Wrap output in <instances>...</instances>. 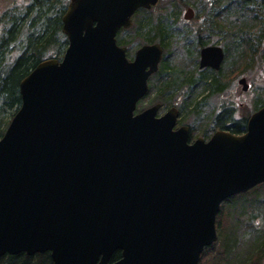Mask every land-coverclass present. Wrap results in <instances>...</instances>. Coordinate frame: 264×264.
<instances>
[{"label":"water","instance_id":"obj_1","mask_svg":"<svg viewBox=\"0 0 264 264\" xmlns=\"http://www.w3.org/2000/svg\"><path fill=\"white\" fill-rule=\"evenodd\" d=\"M157 1L69 2L63 58L20 82V107L0 139V257L198 264L217 240L221 204L264 184V108L240 136L218 131L192 143L187 127L174 130L175 108L135 114L162 51L143 46L129 62L115 37ZM192 17L187 9L183 19ZM222 60L220 48H205L199 68L218 70Z\"/></svg>","mask_w":264,"mask_h":264},{"label":"trees","instance_id":"obj_2","mask_svg":"<svg viewBox=\"0 0 264 264\" xmlns=\"http://www.w3.org/2000/svg\"><path fill=\"white\" fill-rule=\"evenodd\" d=\"M68 1L69 0H30L20 17H12V22H7L9 26L4 32V35L2 34L0 36V139L9 122L20 107V82L44 60H59L67 47V40L61 33V20ZM226 1L225 4L224 2L221 3V6L224 4V9H222L220 13H227L231 16V19H233L235 15L236 21L233 19V21L220 23L221 25L218 26V28H220L218 32L220 33L219 36L226 41V45H224L225 53L233 49L239 60L235 61L232 66H239L252 58L254 42L262 39L264 36V32H261L264 29V22H260L255 15L253 16L254 13H259L260 16H264V0H259L254 10L247 8L246 3H249V1ZM174 2L178 4V0L170 1V3ZM227 3L228 5H226ZM161 14V17L154 16L153 14L150 15V13L140 10L135 14V21L132 20L130 29L133 28L134 24L137 30L138 44H152L157 42L164 53H167L172 47L171 44H173V42L177 43L178 39H181L179 34L173 30L174 26H179L178 21H180V19L176 16H172L174 14ZM180 22L182 25L185 23L182 20ZM209 25L215 28L216 22L213 17H211ZM121 32L126 31L123 30ZM121 32L117 36V42L123 45V40L119 38ZM256 33L258 34L253 36ZM63 38L64 41H61ZM193 38H196L197 47H195V55L189 54V57L192 59L194 71L188 74L183 72L171 73V75H169L171 77L169 78L170 80H167L162 90H160V99H162L164 93H167V91L174 92L171 89L177 88V91H175L176 94H178L179 97L183 96L187 98V107L191 105L189 110L193 107L195 108L196 104L200 102L196 100L198 95L191 98L193 93H196L199 89L200 84L202 89L211 95L214 93L219 95L226 87L225 81L221 79L222 77L217 78V76H219L217 73L213 72L207 75L204 71L198 69L196 54L199 40L203 41V39H201L200 35L197 33H193ZM182 39L184 41H189L186 37ZM184 43L187 44L188 42ZM182 44L183 42L173 45L181 47ZM202 44H204V42H202ZM183 50L185 49L183 48ZM161 70L167 73L170 72L165 63L162 64ZM233 108V106L220 108V113L215 114L211 126L233 135L243 133L245 131L247 117L234 121L232 115ZM261 187H264V184L259 185L245 194L231 197L222 203L217 215L218 220L216 221V231L218 235V243H216L220 251L216 252L213 256V264H218L219 261L220 263L228 261L227 256L236 251L237 240L234 235L236 234V236H238L239 229L241 228L248 232L249 230L252 232V247L250 252L252 249H256V253L254 254L255 256H252L251 253L246 251L241 258L238 257L234 261L238 264H248L249 261H252V263L249 264H259L260 262L264 264V198H259L258 196L257 199L252 202L247 198L249 194ZM236 202L238 205L247 206L238 207ZM237 209L239 210L238 213ZM228 217L229 220L232 218L235 219L237 224L233 225V222H231L233 226L229 225L227 220ZM244 230L242 232H244ZM216 243L214 244L215 246H217ZM209 251V248L203 251L199 264H201V260L205 259V255ZM120 257V252H115L111 257V262H116ZM0 264H52V260L49 253L36 254L34 256H27L21 253L13 256L4 255L0 257Z\"/></svg>","mask_w":264,"mask_h":264},{"label":"rangeland","instance_id":"obj_3","mask_svg":"<svg viewBox=\"0 0 264 264\" xmlns=\"http://www.w3.org/2000/svg\"><path fill=\"white\" fill-rule=\"evenodd\" d=\"M29 1L30 0H0V36L2 34L4 35V32L7 30L9 26L7 22H12V17H20L21 13L25 11V8L29 4ZM170 1L171 0H159L156 6L146 12L150 13V15L153 14L154 16L160 17L162 15L161 13H167V15L174 14L172 16L178 17L181 21L185 8L191 7L196 10L195 12H197V17L191 21L190 24L184 23V25H182V23L178 21L179 26H174L173 30L179 34V37L181 38L178 39L177 43L183 42V44L181 47H178V45L174 46L173 44L177 43L173 42L169 52L164 53L163 51V58L161 64L159 65V70L149 79L150 92L146 98L137 105V111L146 109L154 104H159L161 105V108L158 114H164L169 108L175 107L179 112L178 126L185 125L189 127L192 140L199 137L209 139L212 133L218 130L216 127H212L211 124L215 114L220 113V108L233 106L235 110L232 115H234L235 119L240 120L242 118H248L254 111L257 110V108L264 105V36L262 39L256 40L257 44L254 42L252 58L249 59L248 62H243V64L239 66H232L235 61L239 60L237 59L233 49H231L226 53L225 60L218 72H214L209 69L204 71L207 75L213 72L217 73V75H219L217 78L222 77L221 79L225 81L226 87L219 95L215 93L211 95L203 90L200 84L197 92L193 93L191 97L194 98L198 95L196 100L200 102L196 104L195 108L193 107L194 110L193 108L189 110L191 105L190 107H187V98H184L183 96L179 97L178 94H176L175 91H177V88L171 89L174 92L167 91V93H164L162 99H160V90H162L165 82L170 80L169 78L171 77L169 75H171V73L183 72L188 74L194 71L192 59L189 57V54L195 55V47H197L196 38H193V33H199L200 36L203 37V42L205 44H217L224 46L226 45V41L219 36L220 33L218 32V29L220 28H218V26L221 25L220 23L222 22L233 21V19L235 20V15L233 19H231V16L227 13H220L222 9H224L223 5L226 0H178V4L176 2L170 3ZM258 1L259 0L249 1V3H246L247 8L254 10ZM69 2L70 0L68 3ZM223 2L224 4L221 6V3ZM226 5H228V3ZM254 15L260 22H264V16H260L259 13H254L253 16ZM211 17H213L216 22L215 28H212L209 25ZM133 21H135V17ZM261 32H264V29ZM257 34L258 33L253 36H256ZM184 36L189 41H184L182 39L185 38ZM119 38L123 40V45L121 44V46L125 48L127 58L131 60L136 49L140 47V44H138L139 41L137 39L138 37L135 25L133 24L132 29L126 32H121ZM61 41H64V38L61 39ZM184 42H188V45ZM183 48L185 50L187 48V52L183 50ZM164 63L167 65L170 72L167 73L161 70V66ZM241 78L245 79L248 86L247 90H244V87L239 84L238 80ZM263 194L264 187H261L249 194L247 198L250 199V202H252L257 199L258 196L259 198H264ZM236 205H238L237 202ZM245 206L247 205H238V207ZM238 212L239 210L237 209V213ZM217 220L218 216L216 217V221ZM227 220L228 224L231 226L237 224V221L233 218L229 220L228 217ZM231 222H233V225ZM241 229H239L238 236H236V234L234 235L237 240L236 251L227 256L228 261H223L221 263L219 261L218 264H238L234 260L238 257L241 258L246 251L251 253L252 256L256 253V249H252L250 252L252 247V232L250 230L248 232L244 229V232H242L243 230ZM209 249L212 251L206 253L205 259L201 260V264H213V256L216 252L220 251L218 244L217 246L212 245ZM249 263H252V261H249L248 264ZM259 264L262 263L260 262Z\"/></svg>","mask_w":264,"mask_h":264},{"label":"flooded vegetation","instance_id":"obj_4","mask_svg":"<svg viewBox=\"0 0 264 264\" xmlns=\"http://www.w3.org/2000/svg\"><path fill=\"white\" fill-rule=\"evenodd\" d=\"M238 1H240V0H238ZM241 1H252V0H241ZM194 10V9H193ZM196 13L197 12H195V10H194V15H193V17L188 21V22H185V23H188V24H190L191 23V21H193L196 17H197V15H196ZM197 32V31H196ZM198 35H200L199 33H197ZM200 38L201 39H203V37L202 36H200ZM202 40H199V43H198V48H197V65H198V69L200 70V71H205V70H207V69H209V68H199V63H200V53H201V51L203 50V49H205V48H209V47H216V48H220L221 49V51H222V54H223V60H222V62H221V64H220V67H219V69L218 70H214V72H218L220 69H221V66H222V64H223V62H224V60H225V57H226V53H225V49H224V46L222 45V46H220V45H217V44H202ZM216 43V42H215ZM209 70H211V71H213L212 69H209ZM247 88H248V86H247ZM247 90V89H246ZM234 108H233V112H234ZM178 120H179V118H178ZM233 120L234 121H237V120H239V119H235V117H234V115H233ZM246 125H247V121H246ZM246 125H245V129H246ZM177 126H178V121H177ZM189 130H190V128H189ZM203 139H205V138H203Z\"/></svg>","mask_w":264,"mask_h":264}]
</instances>
